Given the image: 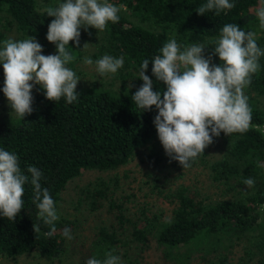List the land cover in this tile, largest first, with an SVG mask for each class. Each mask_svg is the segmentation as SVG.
Masks as SVG:
<instances>
[{"label": "trees", "instance_id": "1", "mask_svg": "<svg viewBox=\"0 0 264 264\" xmlns=\"http://www.w3.org/2000/svg\"><path fill=\"white\" fill-rule=\"evenodd\" d=\"M108 2L124 5L118 13L119 21L108 22L104 31L82 27L79 46L69 42L68 47L73 49L70 51L76 59L67 66L75 70L76 75L83 74L77 64L84 56L83 42L89 40L95 62L104 55L123 57V67L116 74H106L111 76L109 81H104L106 75L91 76L88 85L76 87L80 95L72 104L66 103L63 97L49 101L43 89L38 88L33 95L30 115L23 119L13 114L0 115V148L16 153L25 174L28 166L41 170V186L49 190L56 209L67 185L84 172H117L140 151L148 152L147 160L158 155L172 171L184 173L199 168L198 173L222 191L223 198L218 199L203 194L205 191L195 185H180L165 196L172 206L169 217L145 209L131 220L126 217L123 202L111 198L118 187V176L108 181L101 178L92 189H86V196L90 198L91 211L100 209L103 200H108L113 222L110 226L98 227L92 241L75 243L80 264H86L93 255L103 258L105 251L113 249L122 264H138L127 255V248L136 244L143 249L149 238L162 248L166 258L179 264L188 262L191 254L187 248L192 246L201 253L204 264H230L226 253L232 255L233 248L240 242L244 244V256L250 258L256 254L259 263L264 264V107L258 100L264 98V56L259 59V72L252 76L251 84L244 90L252 108V123L260 125L261 130L228 136L221 132L186 169L165 154L153 123L157 115L155 107L141 112L131 100L139 88L134 87L135 84H143L138 74L144 59L149 60L145 74L153 81V91L166 90L152 75L151 60L172 38L181 50L192 44H203L206 47L203 54L219 60L213 54L214 39L219 37L225 24L236 23L245 32H256L258 46L264 49V29L255 15L260 0H230L235 7L219 15L215 10L204 15L196 13L207 0ZM52 19L41 10L38 0H0V25H3L0 48L11 27L23 36H34L37 41L46 42ZM219 64L221 62L216 65ZM3 86L4 74L0 68V102L5 98ZM215 150L220 152L218 157L212 155ZM249 177L255 180L252 188L243 184ZM112 186L115 189H110ZM23 200L24 208L13 221L0 215V258L13 262L38 253L50 261L59 259L70 241L63 236V229L69 228L73 235L77 222L58 213L56 232L48 237L45 235L48 226L37 219L38 209L33 204L30 184L25 185ZM33 224L39 225L41 231H33ZM124 247L126 250L121 251ZM244 256L240 259L245 260Z\"/></svg>", "mask_w": 264, "mask_h": 264}, {"label": "clouds", "instance_id": "2", "mask_svg": "<svg viewBox=\"0 0 264 264\" xmlns=\"http://www.w3.org/2000/svg\"><path fill=\"white\" fill-rule=\"evenodd\" d=\"M235 4L230 0H207L196 10L198 15L215 10H231ZM124 5L115 6L108 0H63L57 6H46L43 11L53 17L48 24L46 39L55 44L56 54L43 55L42 45L34 36L3 41L0 48V65L3 68L4 86L2 91L11 110L23 119L33 111L32 89L40 85L45 98L66 103L78 100L76 87L80 78L67 65L76 57L68 47L72 41L80 44V29L88 27L104 31L108 22L117 23L118 13ZM261 29H264V0L255 10ZM213 54L221 64L211 63V57L203 55V44H192L181 50L176 39L168 40L159 54L151 60L152 75L166 86V90L153 91V81L145 74L149 60L140 64L139 79L143 84L131 96L132 102L141 112L154 106L157 115L153 123L165 154L177 161L183 169L192 163L211 145L213 137L221 132L225 135L260 131L261 126L252 123V108L248 103L245 88L252 82V76L259 72V59L264 49L258 46L257 33L245 32L236 23H227L214 39ZM88 43L83 45L86 47ZM85 65H92L90 57H84ZM96 71L101 75L116 74L123 67V57L104 55L95 62ZM131 87V85H129ZM27 174L19 165L18 156L0 148V215L13 221L24 208L25 185L30 184L33 204L38 209L37 219L49 230L51 237L56 232L59 215L49 190L41 186L42 172L35 166H28ZM247 188L255 186L251 177L243 180ZM33 231L41 228L33 224ZM63 236L73 239L71 230L63 229ZM113 250L103 253V258L93 255L86 264H122L121 257Z\"/></svg>", "mask_w": 264, "mask_h": 264}, {"label": "rangeland", "instance_id": "3", "mask_svg": "<svg viewBox=\"0 0 264 264\" xmlns=\"http://www.w3.org/2000/svg\"><path fill=\"white\" fill-rule=\"evenodd\" d=\"M63 2V0H38V3L43 10L46 6L52 5L57 6L58 3ZM3 25H0V28ZM81 35L83 31L81 30ZM12 38L14 40H20L27 38L17 31L14 27L6 33V39ZM43 48V55L56 54L55 44L45 41H38ZM88 43V45L83 49L84 57H90L92 59V54L94 48H91L89 44L91 41L85 40L83 45ZM204 55V54H203ZM205 58L209 56L204 55ZM83 59L78 63L80 71H83L82 75L77 76L80 78L77 87L80 85H88L91 82L94 75L99 74L96 71L95 60H93L92 65H85ZM220 60L211 58V63L216 65L220 63ZM2 68V65H0ZM75 73L76 71L73 70ZM110 75H106L104 81H109ZM112 81V80H111ZM134 87H140L139 84H135ZM40 85H34L32 96L36 94ZM34 97V96H33ZM34 99V98H33ZM261 105L264 107V98H258ZM13 114L16 113L11 110L8 100L5 98L0 102V115ZM18 118V117H17ZM15 118V119H17ZM148 152L140 151L137 156H135L129 164L125 167L119 169L117 172L110 173H100V172H84L80 177L73 180L67 185L66 190L62 194L61 201L58 205L57 211L59 214L65 216L70 221H75L76 229L73 239L69 241V246L67 251L61 255L57 260H48L44 256L38 253H32L18 258L16 261H9L0 258V264H80V256L75 254V243H84L92 241L94 238V233L97 231L98 227L110 226L113 214L108 210V200H103L100 209L91 211L90 210V198H87L86 189L89 187L93 188L94 184L101 180L108 181V178L118 176V187L112 186L110 189H115L113 191L114 195L111 197L118 203L124 204L127 208L125 211L126 217L131 220H135L136 216L140 214L141 210L148 209L152 213H162L165 218L170 216V209L172 206L167 203L165 196L170 192L172 193L180 185L186 186H197L201 189L203 194L209 195L214 198L222 199V191L216 187L212 186L207 181L205 175L199 174L200 172L197 168L190 171L186 170L184 173L178 171L170 170L166 163L160 160L158 155L151 156L149 160L146 159ZM214 157H218L220 152L215 150L212 152ZM216 187V188H215ZM150 215V214H149ZM241 243V244H240ZM237 246L233 248V254L230 255L226 253V258L230 264H260L259 256L254 254L249 256H244L243 249L244 244L240 242ZM127 247L121 248L120 250H126ZM129 253L127 254L132 260L137 261L138 264H179L171 258H166L163 254L162 248L157 245L153 238L147 240V245L143 249L138 247L136 244H131L130 248H127ZM190 250L191 257L186 264H204L205 262L200 258L201 253L197 252L196 247H189L187 251ZM79 255V253H78ZM245 257V260H241V257ZM211 259L212 257H208Z\"/></svg>", "mask_w": 264, "mask_h": 264}]
</instances>
